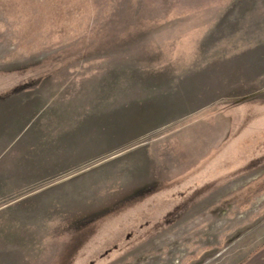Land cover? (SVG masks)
Listing matches in <instances>:
<instances>
[{"label": "rangeland", "instance_id": "1", "mask_svg": "<svg viewBox=\"0 0 264 264\" xmlns=\"http://www.w3.org/2000/svg\"><path fill=\"white\" fill-rule=\"evenodd\" d=\"M263 247L264 0H0V264Z\"/></svg>", "mask_w": 264, "mask_h": 264}, {"label": "crops", "instance_id": "2", "mask_svg": "<svg viewBox=\"0 0 264 264\" xmlns=\"http://www.w3.org/2000/svg\"><path fill=\"white\" fill-rule=\"evenodd\" d=\"M242 264H264V247Z\"/></svg>", "mask_w": 264, "mask_h": 264}]
</instances>
